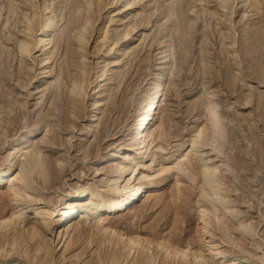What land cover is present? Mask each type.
Segmentation results:
<instances>
[{"label":"rangeland","instance_id":"1","mask_svg":"<svg viewBox=\"0 0 264 264\" xmlns=\"http://www.w3.org/2000/svg\"><path fill=\"white\" fill-rule=\"evenodd\" d=\"M28 1L30 0H0V106H4V112L0 113V158L9 150L11 140L20 131H24L21 129L22 122L24 123V120L28 119L24 118V115L30 112L31 120L43 119V127L36 138L45 136L46 144L40 147L44 148L42 151L45 152L48 162L50 161L49 166H51L52 173L50 171L51 182L48 186H38L32 193L41 200L27 204L28 207L21 211L20 219L15 224L11 223L8 228L22 230L38 217L39 211H51V205L56 196V193H53V187L61 186L62 189H68L76 182L88 183V186H92V188L101 185L99 181L104 179L107 174L104 170L108 164L100 165L102 172H99L96 177L91 174V163L96 155L95 150L99 144L105 147L112 141L110 138L107 141L103 139L107 129L111 130L110 134L119 131L120 124L125 117L124 113L127 114L130 109V98L134 89L153 69L155 42L159 38H164L171 44V56L169 60L170 84L164 99L162 122L173 139H175V135H180V137L189 135L190 130H195L202 124L204 104L210 101L217 106L218 114L226 129V140L221 148V157L229 165V176L225 177V183L229 187L230 205L239 212L234 220L254 223L253 225L256 226L255 232L244 240H239L238 235L229 229L227 231L229 235L226 233L228 236L224 237V246L227 247L226 249L233 248L232 251L234 250L233 253L230 251L228 259L235 257L241 258L243 264H264V0H261L260 5L255 0H244V3L241 4H236L235 0H229L227 7L220 8L221 10L217 4L218 0H139L130 11H124L122 16H126L122 25L116 21V11L111 14L105 13L106 4L112 0H94V8L100 1L101 9L96 16L98 19L94 30L90 32L93 34L89 33V37L91 35L89 45L87 44L84 49L86 51H83L85 58L87 55L85 64L88 65L82 64L87 68L89 76L93 73L91 65L95 61V56H98L99 52L100 56L103 52V47L98 41L101 38L100 31L104 30V33L107 30L112 36H115L125 25L136 21L138 24L137 34H140V39L131 44V48L126 54L128 56H124L120 64L115 67L111 81L106 83V80L103 79V89L108 96H105L104 109L102 107L103 112L95 130L96 137L80 144L76 141L77 128L71 134L67 127L68 104L65 89L69 76L77 74L76 69L80 66L77 63L79 62L78 54L76 51L74 53L75 47L69 40V35L73 30L72 27L81 23V15L76 18L73 14L75 8L81 6L84 0H48V7L58 13L59 24L51 35L50 64L47 65V73L38 84L39 92L35 91L32 95L27 94V89L22 88V83H25L23 79L26 72H35L34 57L36 55L34 54L36 53L32 52L30 60L28 59L29 62L27 61V65L33 67L31 68L33 71L31 69L27 71L26 63L20 64L21 67L24 65L23 69L19 68L18 58H14L17 57L14 46L16 41L14 40H17L21 34L19 31L21 28L20 17L25 13L30 15L32 12L30 9H33ZM39 1L34 2L36 7L39 6ZM165 8L168 10L167 18L163 15ZM169 10L172 11L169 12ZM193 11L200 12L202 15V18H199L195 23H192L190 18L194 14ZM105 20H107L106 26ZM237 56L238 58H236ZM108 62L109 60L103 56L102 64L108 65ZM15 70H18L19 73ZM48 71L50 72L48 73ZM26 77L27 83L30 84L33 75L29 74ZM23 103H26L25 106H22ZM35 114L37 115L35 116ZM121 137L118 132L115 139L119 140ZM69 141L70 143H68ZM36 145L39 146L38 143ZM89 152H92L91 155ZM56 158L63 159L61 171H57L55 166ZM149 158L151 159V157ZM149 163L151 160H148ZM140 171L137 170L135 175ZM12 172H15L14 175L18 172L17 166ZM187 173L189 174V171L183 173L187 179L182 175L180 181L186 192L191 191L190 199L192 201L187 209L183 210L187 215L185 216L186 223L183 224L184 231L179 234L183 242H186L187 236H193L195 229L192 222L193 220L194 223L196 222L195 214L198 207L195 204L198 199L196 196L198 186L195 184L197 181L191 182ZM138 176L140 175L138 174ZM170 179L169 186H164L158 191L165 202L169 201L170 193L175 188L176 176H172ZM6 185L7 183L4 182L3 190ZM232 189L234 190L231 191ZM3 194L0 195L4 196ZM144 202L145 200L142 201V206L149 203L148 200L146 203ZM165 202L150 208V211L147 209L144 213L146 215L138 221L136 220L134 227L127 224L128 216L132 215L127 211L115 217V224L125 232L137 228L140 235L150 238L153 234L167 236L173 227L175 216L172 211L166 210L167 203L165 204ZM192 204L194 206H191ZM5 210L8 213L12 211L8 202ZM110 214L108 213V215ZM192 215L194 218L190 220ZM177 223L181 224L179 220ZM4 229L8 230L7 227L2 230L4 231ZM46 234L48 252L44 249L37 255V252L29 250L22 254V251L25 250L24 247L20 253L10 256L0 255V264H81L88 259L95 260L100 251L105 250V253H109L106 246L102 247L106 243L101 244L102 246L99 244L79 246L82 239L78 243L69 245L66 250L60 249L59 241L54 239L53 234L50 232ZM70 235L74 236V233L72 232ZM78 253L81 255L77 256ZM136 253L133 251L132 256H135ZM164 257L165 254L155 256L153 264H159ZM106 260L103 264H110ZM189 261H191L190 264H194L192 259ZM171 264L176 263L171 262Z\"/></svg>","mask_w":264,"mask_h":264},{"label":"bare ground","instance_id":"2","mask_svg":"<svg viewBox=\"0 0 264 264\" xmlns=\"http://www.w3.org/2000/svg\"><path fill=\"white\" fill-rule=\"evenodd\" d=\"M33 1H28L32 6L31 8H33L30 9V11L32 10L31 14L25 13L20 17L21 28L19 27V31L21 34L18 39L16 38L17 40H14L16 41L14 46L17 56L14 58H18L19 66L17 63L16 65L19 68L22 63H26V69L30 71L33 67L27 65V61L31 57L32 52L36 53L34 54L36 55L34 57L36 63L35 72H26V76L29 74L33 75L32 82L30 84L27 83L25 75L23 79L25 83L21 82L22 88L24 90L27 89L26 92L29 95H32L35 91L39 92L38 84L47 73V65L50 60L51 35L59 24L58 13L48 7V0H40L37 7L36 4L34 5L36 0ZM138 1L112 0L106 4L105 13L111 14L116 11V21L122 25L126 16H122V14L124 11H130ZM235 2L236 4H241L242 2L244 3V0H235ZM255 2L259 5L261 4V0H255ZM228 3L229 0H218L217 4L219 9H225ZM96 6L94 8V0H84L81 6L79 5L75 8L73 15L76 18L81 15V23L72 27L73 30L69 35V40L72 41L75 47V49L73 48L74 53L76 51V54H78L79 62L77 63L80 66L76 69L77 74L75 73L73 76L70 74L71 77L69 76L66 84L67 127L71 134L77 128L78 136H76V141L79 144L96 137L95 130L103 112L102 107L105 98L108 96H106L105 89H103V79L106 80V83L111 79L115 67L120 64L124 56H128L126 54L131 48V44L138 42V39H140V34H137L138 24H136V21L129 24L126 22L127 25L115 36H112L107 30L103 33L104 30L101 29V38L98 41L103 47V52L99 56L100 49L98 56H95V61L91 65L93 73L89 76L87 68L82 66V64L86 65L85 60L87 59V55L85 58L83 51L93 34L90 32L94 30L98 19L96 16H98L101 9V2L98 1ZM193 12L194 14L190 18L191 22L195 23L199 18H202V15L200 12ZM163 15L167 18L168 10L166 8L163 10ZM166 18L164 19L166 20ZM75 22L74 24H76ZM106 23L107 20H105V26ZM89 33L91 34L90 37ZM155 44L153 69L148 75L146 74L147 77L142 82L140 81L141 83L138 84L132 93L130 109L127 114L124 113L125 117L118 131L122 136L121 139H115L118 132L110 134L111 130L108 131L109 129H107L103 139L107 141L110 138L112 141L105 147L99 144L97 149H94L96 155L93 154L94 160L91 163V174L96 177L99 172H102L100 165L108 164L104 170L107 174L104 179L101 180L100 178L101 181L99 182L101 185L92 188V186H88V183L76 182L74 186L68 189H62L61 186L53 187V193H56V196L51 205L52 210L49 212L39 211L37 213L38 217L33 222L24 229L19 230L8 227H10L11 223L15 224L20 219L21 211L28 207L27 204L41 200L32 195L37 187H44L43 185L46 187L51 182L50 161L48 162L45 152L43 153L42 151L44 148L41 149V145L46 144L45 136L39 139L36 138L43 127V119L33 121L30 119V112H27L28 114L25 113L24 118L27 117L28 119H25L24 123L20 121L23 124L21 129L24 131H20L11 140L9 150L0 158V194L4 193L3 195L5 196L0 195V228L7 227L8 229L5 230V228L4 231L0 229V255L10 256L11 254L20 253L24 247L25 250L22 251V254L23 252L27 253L29 250L37 252V255L38 252L41 253L44 249L48 252L49 246L46 233L50 232L53 234L54 239L56 238L59 241L60 249L64 250L68 249L69 245L80 242L81 239L79 246L106 243L101 246H106L109 253H105V250L97 251L95 260L88 259L81 264H103L106 259L110 264H153L155 256L159 254H165L159 264H171V262L190 264L191 261L189 259H192L194 264H241L243 262L241 258L228 259L231 254L230 251L233 253L234 250L232 251L233 248H225L224 237L226 238L229 235L227 231L230 229V231L232 230L238 235L237 238L239 240H244L255 232L256 226L253 225L254 223L234 220L239 212L230 205L229 187L225 183V177L229 176V165L221 157V148L226 140V129L222 118L218 114L217 106L208 101L202 109L203 121L201 125L195 130H190L189 135L186 134L182 137L175 135V139L170 136V132H168L162 122V114L163 105L165 104L164 99L170 84L169 60L171 44L164 38H159ZM103 56L109 60L108 65L102 64ZM18 70L15 71L18 72ZM31 71L33 70L31 69ZM22 72L25 71L22 70ZM250 98L248 99L250 100ZM25 104L21 105L25 106ZM216 104L218 103L216 102ZM3 112L4 106L2 105L0 106V113ZM34 140H36V143H34ZM69 140L71 141L70 138ZM37 143L39 146L36 145ZM148 157H151V159H148ZM148 160H151V163L148 164ZM62 162L63 159L61 158L56 160L57 171H61ZM15 166H17L18 172L14 175L15 172H12V170ZM137 170L141 171L135 175ZM188 171L189 174L187 173V176L191 182L195 183L197 181L195 184L198 186V192L196 193L198 199L196 198L197 200L194 201L198 207L195 214L196 222L194 223V220L192 222L195 229L193 236H187L186 242H183L179 235L184 231L185 226L183 224L185 225L186 223L185 216L187 215L183 210L187 209L190 201H192L190 199L192 193L191 191L186 192L182 188L183 184L181 185L182 182L180 180L182 175L185 176L183 173ZM172 176H176L175 188L170 193L169 201L165 202L158 191L164 186H169ZM185 178L187 179L186 176ZM4 182L7 185L3 190L4 186L2 185ZM231 184L233 185V183ZM229 186L231 187V185ZM144 200V203H146V200L149 203L142 206L141 203ZM7 202L12 207L10 213L5 210ZM162 202L167 203L165 205L166 210L172 211L175 216L173 227L170 231L168 230V237L161 234H153L151 238L142 236L137 228L125 232L115 224V217L127 211V213L131 212L130 214H132L128 216L127 224L134 227L136 220L138 221L146 215L144 213L147 209L150 211V208L160 203L162 204ZM191 206L194 205L192 204ZM108 213L111 214L108 215ZM193 218L192 215L190 220ZM178 220L181 224L177 223ZM72 232L74 236L70 235ZM133 251L137 252L135 256H132ZM80 255V253L77 254V256Z\"/></svg>","mask_w":264,"mask_h":264}]
</instances>
